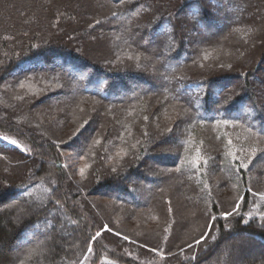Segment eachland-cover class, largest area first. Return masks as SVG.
<instances>
[{"label":"trees","instance_id":"1","mask_svg":"<svg viewBox=\"0 0 264 264\" xmlns=\"http://www.w3.org/2000/svg\"><path fill=\"white\" fill-rule=\"evenodd\" d=\"M253 1L0 0V264H264Z\"/></svg>","mask_w":264,"mask_h":264},{"label":"rangeland","instance_id":"2","mask_svg":"<svg viewBox=\"0 0 264 264\" xmlns=\"http://www.w3.org/2000/svg\"><path fill=\"white\" fill-rule=\"evenodd\" d=\"M256 3L252 0V6L254 7V9H255V5ZM256 32L257 31H259L260 30V32L262 33V34H264V12H263V16H262V19L259 21L258 20V27H256V29H254ZM247 43V42H246ZM263 70H264V68H263ZM76 102V104H77V102H79V101H75ZM87 112L85 113L86 115H88L89 113H90V108L88 109V110H86ZM26 113V112H25ZM23 115H24V112H23ZM26 115V114H25ZM24 115V116H25ZM66 147H64V144L62 145V150H64L63 152L67 155V156H70L72 153H70V152H66ZM79 163H81L82 164V166L83 165H85V163H86V161L84 160V159H82V161L80 160L79 161ZM2 166H1V168H3L4 166H3V164H1ZM74 177L76 176L77 177V175L75 174V173H73L72 174ZM227 190H229V188L227 187ZM255 195L260 199V200H263L264 201V191H258V192H256L255 193ZM92 200H95L96 201V203H97V205L100 207H98L97 209H99V213H101L102 215H103V213H104V210H105V207H104V205L102 204V203H105V202H107L105 199H101V201L102 202H100L99 201V199L97 198V197H92ZM105 204H107V203H105ZM241 205H242V198L238 201V203L236 204V207L232 210V211H230V213H232L231 215H235V214H237L239 211H240V208H241ZM225 211H228V210H225ZM185 212L188 214V216H192V214L194 213V208L192 207V206H190V205H187L186 207H185ZM230 216V215H229ZM130 224H131V227L133 226L134 228H138V224H137V222L136 221H134V220H132V221H130L129 222ZM135 234V233H134ZM207 235V234H206ZM205 235V236H206ZM205 236H204V238H205ZM235 237H237V235H234L232 238H235ZM203 239L201 238V239H198V240H196V242H194V243H192V244H190L189 246H191V245H195V244H197V241H202ZM140 241H138V243H139ZM141 244V243H140ZM199 244V243H198ZM239 255V254H238ZM240 257H241V254H240Z\"/></svg>","mask_w":264,"mask_h":264},{"label":"snow or ice","instance_id":"3","mask_svg":"<svg viewBox=\"0 0 264 264\" xmlns=\"http://www.w3.org/2000/svg\"><path fill=\"white\" fill-rule=\"evenodd\" d=\"M11 143H13V144H15L16 143V141H11ZM232 213H225L224 215L225 216H229V215H231ZM105 228H107V226H105ZM100 235V233H97V236H99ZM202 239H204V237H202ZM200 241H197V243H199Z\"/></svg>","mask_w":264,"mask_h":264}]
</instances>
